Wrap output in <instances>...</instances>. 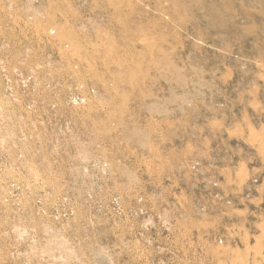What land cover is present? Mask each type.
<instances>
[{"label": "rangeland", "instance_id": "374dc122", "mask_svg": "<svg viewBox=\"0 0 264 264\" xmlns=\"http://www.w3.org/2000/svg\"><path fill=\"white\" fill-rule=\"evenodd\" d=\"M263 237L264 0H0V264H264Z\"/></svg>", "mask_w": 264, "mask_h": 264}, {"label": "bare ground", "instance_id": "6f19581e", "mask_svg": "<svg viewBox=\"0 0 264 264\" xmlns=\"http://www.w3.org/2000/svg\"><path fill=\"white\" fill-rule=\"evenodd\" d=\"M263 238H264V237H263ZM258 241H259V240H258ZM260 242H261V241H259V243H260ZM259 243L257 242V243H255V244L261 246V244H259ZM256 245H255V246H256ZM248 247H249V246H248ZM252 247H253V246H252ZM252 247H251V248H252ZM238 250H239V248H238ZM240 250H241V249H240ZM246 250H247V249H246ZM238 253H239V251H238ZM254 253H255V252H254ZM257 255H258V253H257ZM261 255H262V254H261ZM255 256H256V255H255ZM239 257H240V255H239ZM253 257H254V256H253ZM237 259H238V258H237ZM237 259H236V260H237ZM245 260H246V259H245ZM245 260H244V261H245ZM241 262H243V260H242ZM256 262H257V261H256ZM238 264H239V263H238ZM260 264H261V263H260Z\"/></svg>", "mask_w": 264, "mask_h": 264}]
</instances>
